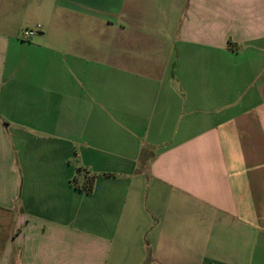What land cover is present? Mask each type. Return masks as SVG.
<instances>
[{
  "label": "crops",
  "instance_id": "0c3cea01",
  "mask_svg": "<svg viewBox=\"0 0 264 264\" xmlns=\"http://www.w3.org/2000/svg\"><path fill=\"white\" fill-rule=\"evenodd\" d=\"M0 264H264V0H0Z\"/></svg>",
  "mask_w": 264,
  "mask_h": 264
},
{
  "label": "built area",
  "instance_id": "2783aa9c",
  "mask_svg": "<svg viewBox=\"0 0 264 264\" xmlns=\"http://www.w3.org/2000/svg\"><path fill=\"white\" fill-rule=\"evenodd\" d=\"M41 30V26L37 25L31 28H25L21 32L22 39H29Z\"/></svg>",
  "mask_w": 264,
  "mask_h": 264
},
{
  "label": "trees",
  "instance_id": "16d2710c",
  "mask_svg": "<svg viewBox=\"0 0 264 264\" xmlns=\"http://www.w3.org/2000/svg\"><path fill=\"white\" fill-rule=\"evenodd\" d=\"M93 181L94 177H87L86 180L83 183L76 184V187L79 188L80 190H84L86 192H91L92 187H93Z\"/></svg>",
  "mask_w": 264,
  "mask_h": 264
}]
</instances>
